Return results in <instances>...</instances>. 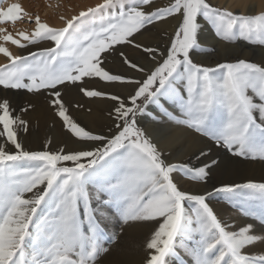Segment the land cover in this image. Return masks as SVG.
<instances>
[{"label":"snow or ice","instance_id":"obj_1","mask_svg":"<svg viewBox=\"0 0 264 264\" xmlns=\"http://www.w3.org/2000/svg\"><path fill=\"white\" fill-rule=\"evenodd\" d=\"M254 8L211 0H100L71 15L59 12L55 26L18 0H0V56L6 60L0 63V264H137L132 244L122 240L125 229L146 224L153 228L138 264H170V258L186 264L177 249L192 264H264V182L223 183L203 194L181 186L207 184L213 170L228 168L233 158L264 162V61L212 67L193 58L215 51L200 43L204 23L221 41L264 45V10ZM170 19L176 24L164 33L165 48L136 39ZM24 21L34 26L6 27ZM44 42L27 54L11 50ZM113 56L124 71L106 66ZM126 87L127 94L114 91ZM69 89L91 102H109L107 134L72 115L93 109L68 99ZM21 91L38 98L52 114L51 127L59 122L68 140L81 146L47 137L39 149L25 147L21 133H30V121L24 115L37 103L21 106ZM149 104L160 116L147 112ZM138 115L157 124L166 117L225 149L229 159L215 158L207 147L193 153L196 164L169 161L159 147L167 129L149 132ZM215 193L247 219H223L209 203ZM104 209L118 216L119 232L103 225Z\"/></svg>","mask_w":264,"mask_h":264},{"label":"rangeland","instance_id":"obj_2","mask_svg":"<svg viewBox=\"0 0 264 264\" xmlns=\"http://www.w3.org/2000/svg\"><path fill=\"white\" fill-rule=\"evenodd\" d=\"M62 1L65 2L67 1L66 4L67 3L71 4L72 8L71 11H69L68 13L69 15H71L75 11L80 10L82 7L95 5L96 3L100 2V0H18V2L22 5V7L24 2L28 5L29 9L23 7L26 11L31 12L33 15L39 14L42 20H46L48 23L55 26H60V21L58 20L57 14L61 12V8H56L55 5L57 3L61 4ZM7 2H16V0H5V3ZM49 5H52L53 8L48 11L46 9H48L47 7ZM33 26L34 25H29L26 21L17 22L15 26H13L12 24L6 25L8 30L12 32L23 29L30 30L31 27ZM47 44L48 42H44L34 47L30 46L28 49H24V50H18L12 47L11 50L14 53L19 51L21 54H27L28 51H36L40 47L47 46ZM249 44L251 46L247 44H243L241 47L254 51H257L255 47L264 48V45L259 43H249ZM158 46L162 49L165 48V46L162 43L158 44ZM203 47L215 49L213 47H207V46H203ZM203 52L208 53V57H204L203 59L194 58V60L202 63L204 66L214 67L216 63H222L226 61L234 62L236 59H246L250 62H256V63H260L264 61V58L257 56V54L254 55L251 54L249 56L233 55V54L225 55L217 49H215V51H203ZM132 54L135 55V53ZM5 62H6L5 58L3 56H0V63H5ZM106 66L112 68L115 71H124V69L120 66L119 59L116 58L115 56L109 57V62ZM129 74L135 75L137 77L141 75L140 73H135V72H130ZM89 83L92 84L93 86L97 84L96 81H89ZM67 98L72 100H78L81 103L91 106L93 109V112L91 114L87 113L86 110H73L72 115L76 119H78V121L86 128L96 131H103L105 134H107V128L103 127V125L107 123L105 118V112L109 108V102L105 103L106 105L100 106L98 103L101 101L97 100L95 102H91L88 100V98L82 97V95H78L76 89H69ZM16 100L21 106H23L29 100H32L33 102L37 103L36 111L33 112L30 110L29 113L24 115V119L30 121V133L24 134L22 132L21 136L24 141L25 147L32 149H39L42 146L44 140L47 137H50V134H48L49 133L48 128L51 127L52 124V120H53L52 114L44 109L42 103L39 101L38 98L33 97L31 96V94H27L26 92L23 91L19 92L16 95ZM139 126L141 127L140 124ZM54 128L59 134V139H58L59 141L54 139V144L57 143L59 144L67 141L69 147L81 146L77 144L74 145L73 143H71V141L68 140V137L65 135L59 122H57ZM203 140L205 141V143L195 144V147L192 149V152L180 161H190L192 164H196L197 161L194 159L193 153H196L200 148H207V147H211L212 155L215 158L229 159V154L225 151V149L212 145L211 141L207 140L206 138H203ZM169 153H172V151H169L168 154ZM233 159L235 162L228 168L214 169L211 174V178L209 179L207 184L184 181L182 182L181 186L189 191L198 194H203L206 191H211L214 187L221 186L223 183H244L247 181L264 182V162H260L258 160L257 161L243 160L240 158H233ZM201 163H203V161H201ZM209 203L214 208V210H216L220 214V216L223 219L228 220L229 222L237 220L236 216L241 215L235 209H233L229 203H227V201L224 199V194L222 193H215L211 197ZM104 211H106L108 214L106 217L102 218L103 225L106 226L107 230L110 232L111 231L119 232L120 222L114 210L104 209ZM235 222L237 224L242 223L239 220ZM152 228H153L152 224H146L134 228L125 229V236L124 239L122 240V243L132 244L135 250L132 258L135 261H137V264L141 259V257L143 256V251H141L140 249L142 245L145 243V241L150 237V230ZM177 251L179 253L181 251L182 254L180 255L183 257L186 264H192V260L190 259L191 257L186 255L184 250L177 249ZM170 259L175 261L174 258H170ZM188 260H190L191 262H189ZM170 264H172L171 261Z\"/></svg>","mask_w":264,"mask_h":264},{"label":"bare ground","instance_id":"obj_3","mask_svg":"<svg viewBox=\"0 0 264 264\" xmlns=\"http://www.w3.org/2000/svg\"><path fill=\"white\" fill-rule=\"evenodd\" d=\"M66 2L62 1V3L60 4L61 5L60 8H61V12H64L65 14L69 15L68 14L69 9H71L72 7H71V4L69 3L66 4ZM211 2L216 6L229 7V8H234L236 6L243 5V4H254L255 5V8L253 9L254 12H259L261 10H264V0H211ZM157 3L163 4V3H166V0H157ZM24 4H23V7L27 9L28 5L25 2ZM47 8L48 9L46 10L49 11L53 8V6L52 7L48 6ZM241 10L243 9L241 8ZM175 24H176V21L170 19L165 23L158 24L155 27L150 28V31L148 33L139 35L136 37V39L151 43L153 45H158L162 43L166 47L168 38L167 36L164 35V33L165 32L171 33L173 31ZM202 27H203V32L201 33L200 38H199L202 46L213 47L225 55L233 54V55L249 56L251 54L253 55L257 54V56L264 58V48L255 47L257 51H254V50H249V49H245L241 47L243 44H247L251 46L246 41L239 40L235 42L234 44L221 41L218 37L215 36L214 31L209 24L204 23L202 24ZM204 57H208V53L202 51V52L196 53L193 58L203 59ZM148 66L150 67L151 65L149 64ZM130 90L131 89L128 87L114 89V91H118L122 94H127ZM105 103H107V101H101L98 104L100 106H103V105H106ZM161 103L165 107H167L169 111L176 113V114L179 113L177 106L169 102L167 99L162 97ZM147 112L153 115L160 116L159 109L155 104H149L147 107ZM161 119L165 120L166 123L157 124L155 121L151 119V116L149 115H145V116L138 115L139 124L141 125L142 128L148 129L149 132H153L154 129L161 128V127L167 129L168 136L165 138L159 139V147L163 150L166 158L169 161H178V160L180 161L192 152V149L195 147V144L205 143V141L203 140V137L197 138L194 134L188 132L187 130L183 128H178L175 124H172L171 122H167L166 117L161 116ZM48 129H49L48 134H50V137H52L55 140H58L59 134L55 130V128L49 127ZM169 151H172V153L168 154ZM236 219L237 220H234V221L239 220L243 223L245 219L247 218H244L242 215H237ZM180 254H182L181 251H180ZM170 261L172 264H176L174 260L170 259ZM188 261L191 262L190 260Z\"/></svg>","mask_w":264,"mask_h":264}]
</instances>
